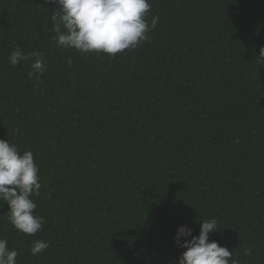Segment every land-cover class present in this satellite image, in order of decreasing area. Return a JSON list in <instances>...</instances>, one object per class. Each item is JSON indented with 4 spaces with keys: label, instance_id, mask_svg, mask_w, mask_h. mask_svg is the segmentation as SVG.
Wrapping results in <instances>:
<instances>
[{
    "label": "trees",
    "instance_id": "16d2710c",
    "mask_svg": "<svg viewBox=\"0 0 264 264\" xmlns=\"http://www.w3.org/2000/svg\"><path fill=\"white\" fill-rule=\"evenodd\" d=\"M149 2L151 39L110 56L59 48L52 0H0V139L33 153L45 219L25 235L0 201L18 264H178V227L213 216L264 264V0ZM17 47L43 52L39 87Z\"/></svg>",
    "mask_w": 264,
    "mask_h": 264
},
{
    "label": "clouds",
    "instance_id": "9594fccd",
    "mask_svg": "<svg viewBox=\"0 0 264 264\" xmlns=\"http://www.w3.org/2000/svg\"><path fill=\"white\" fill-rule=\"evenodd\" d=\"M59 11L51 16L53 39L61 49H76L82 53H105L115 56L126 49H136L151 38L148 33L156 28L159 17H147L151 10L149 0H52ZM32 59L28 73L35 85L42 82L40 76L46 67L41 51L24 53L19 47L9 55L12 66ZM256 63L264 64V46L260 48ZM39 165L30 150L21 152L8 139H0V201L7 202V220L25 235H35L42 229L45 219L35 214L37 204L33 196L40 195ZM3 205V204H2ZM219 230L215 216L200 223L198 235L186 225L178 227L174 242L185 249L178 264H239L233 259V251L209 235ZM190 237V239H188ZM49 244L45 240L31 242L29 252L33 256L43 253ZM251 250L246 249L245 255ZM18 252L9 249L8 241L0 238V264H18Z\"/></svg>",
    "mask_w": 264,
    "mask_h": 264
}]
</instances>
